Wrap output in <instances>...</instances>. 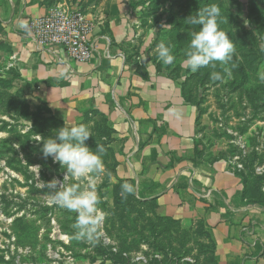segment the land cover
Instances as JSON below:
<instances>
[{
	"label": "crops",
	"instance_id": "crops-1",
	"mask_svg": "<svg viewBox=\"0 0 264 264\" xmlns=\"http://www.w3.org/2000/svg\"><path fill=\"white\" fill-rule=\"evenodd\" d=\"M74 5L93 22V54L83 63L70 59L63 47H38L26 28L57 6ZM140 5L137 0H0V72L30 82L58 120L104 121L116 178L131 184L138 203L151 206L162 224L188 231L195 241L188 251L198 257H174L173 264H264V205L250 199L230 162L200 153L197 107L183 81L153 61L158 26L145 27ZM160 234L169 242L181 235ZM168 241L166 251L155 256H174Z\"/></svg>",
	"mask_w": 264,
	"mask_h": 264
},
{
	"label": "rangeland",
	"instance_id": "rangeland-1",
	"mask_svg": "<svg viewBox=\"0 0 264 264\" xmlns=\"http://www.w3.org/2000/svg\"><path fill=\"white\" fill-rule=\"evenodd\" d=\"M139 3L145 27L158 26L150 50L153 61L183 81L187 97L197 107L200 153L230 162L240 173L250 199L264 205V82L257 76L264 67V0H137V6ZM211 4L220 7V27L236 48L228 65L232 77L224 82L210 79L213 71H223L219 63L215 69L195 73L183 63L191 33L199 29L186 19ZM161 42L171 46L175 56L170 65L157 59L155 49ZM0 77L12 79L2 72ZM13 79L10 87L0 85V264H136L140 257L149 263L157 259L173 264L177 258L198 257L188 251L195 242L188 231L162 224L151 206L138 203L135 189L126 198L121 196L125 182L114 175L115 162L106 152L103 138L106 132L110 134L100 117L76 124L58 120L30 82ZM81 123L92 132L87 145L93 151L97 143L105 148L102 174L83 182L66 181L68 185L93 183L101 198L98 208L104 219L91 244L74 238L76 213L51 202L50 190L37 186V178L63 181L66 172L51 157L44 158L43 140H37L54 136L65 124ZM162 230L180 232V239L169 242L162 234L156 235ZM196 231L201 233L199 228ZM166 240L174 256L158 259L155 254L166 251ZM198 243L199 251L203 250Z\"/></svg>",
	"mask_w": 264,
	"mask_h": 264
},
{
	"label": "clouds",
	"instance_id": "clouds-1",
	"mask_svg": "<svg viewBox=\"0 0 264 264\" xmlns=\"http://www.w3.org/2000/svg\"><path fill=\"white\" fill-rule=\"evenodd\" d=\"M187 22L191 26H199L197 31L191 33L190 43L184 53V64L193 73L202 68L215 69L217 63L223 71H213L210 75L212 81L224 82L231 79L232 71L228 67L236 56V48L228 33L221 29L223 23L221 9L216 4L203 7L195 15L189 16ZM25 25H22L24 27ZM264 50V48H262ZM157 59L164 65L174 62L175 56L171 46L164 42L159 43L155 49ZM260 82H264V67L257 73ZM92 137L90 128L81 123L55 130V134L43 140L42 154L45 159L51 157L54 163H59L66 169L63 181L53 179L48 182L38 181L40 189L50 190L51 202L70 212L76 213L73 227L76 229L74 238L89 244L94 243L98 228L104 217L101 215L98 205L101 198L93 183L86 185L66 184L69 178L76 181H87L92 175L104 172L102 154L105 148L102 144H96L93 151L87 141ZM134 193V187L128 183L121 185V196Z\"/></svg>",
	"mask_w": 264,
	"mask_h": 264
},
{
	"label": "built area",
	"instance_id": "built-area-1",
	"mask_svg": "<svg viewBox=\"0 0 264 264\" xmlns=\"http://www.w3.org/2000/svg\"><path fill=\"white\" fill-rule=\"evenodd\" d=\"M26 28L38 47H63L69 58L78 63L87 62L92 57L90 35L93 22L79 5L57 6L49 14L31 19ZM137 260L148 264L143 257Z\"/></svg>",
	"mask_w": 264,
	"mask_h": 264
},
{
	"label": "trees",
	"instance_id": "trees-1",
	"mask_svg": "<svg viewBox=\"0 0 264 264\" xmlns=\"http://www.w3.org/2000/svg\"><path fill=\"white\" fill-rule=\"evenodd\" d=\"M159 67V66H158ZM159 68H162V67H159ZM167 71H169L168 69H166ZM170 73H173L171 71H169ZM174 74V73H173ZM13 82H14V79H6V78H3V77H0V85H4V86H7V87H10L13 85ZM122 181V180H121ZM123 182V181H122ZM157 260V259H156ZM154 261L153 263H149L148 264H162V262H159L158 260L157 261Z\"/></svg>",
	"mask_w": 264,
	"mask_h": 264
}]
</instances>
